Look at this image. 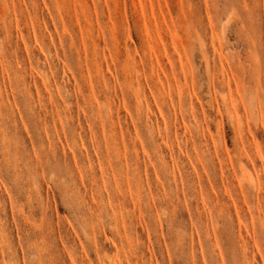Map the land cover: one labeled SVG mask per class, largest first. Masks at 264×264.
<instances>
[{"label":"rangeland","instance_id":"374dc122","mask_svg":"<svg viewBox=\"0 0 264 264\" xmlns=\"http://www.w3.org/2000/svg\"><path fill=\"white\" fill-rule=\"evenodd\" d=\"M0 264H264V0H0Z\"/></svg>","mask_w":264,"mask_h":264},{"label":"bare ground","instance_id":"6f19581e","mask_svg":"<svg viewBox=\"0 0 264 264\" xmlns=\"http://www.w3.org/2000/svg\"><path fill=\"white\" fill-rule=\"evenodd\" d=\"M224 30H225V29H224ZM243 171H244V170H243ZM246 177H247V176H246ZM248 178H249V177H248ZM248 178H247V179H248ZM248 180H249V182H250V185H251L255 190H259L257 183H256L253 179L249 178Z\"/></svg>","mask_w":264,"mask_h":264}]
</instances>
